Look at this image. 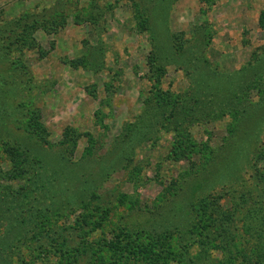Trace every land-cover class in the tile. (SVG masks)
<instances>
[{"label":"rangeland","instance_id":"1","mask_svg":"<svg viewBox=\"0 0 264 264\" xmlns=\"http://www.w3.org/2000/svg\"><path fill=\"white\" fill-rule=\"evenodd\" d=\"M45 20L60 25L21 51L16 34ZM0 69L15 72L0 75V209L23 222L18 237L0 222V264L93 263L126 230L189 264L212 245L192 233L201 204L213 219L241 190L256 233L239 214L223 243L236 235L240 253L221 255L264 264V0H0ZM217 162L214 181L192 173Z\"/></svg>","mask_w":264,"mask_h":264},{"label":"trees","instance_id":"2","mask_svg":"<svg viewBox=\"0 0 264 264\" xmlns=\"http://www.w3.org/2000/svg\"><path fill=\"white\" fill-rule=\"evenodd\" d=\"M57 25L59 26L60 24H58L57 21L55 20L53 21L45 20L41 22L32 21L29 23H25L24 26L21 28L20 33L16 34L18 47L21 48V51L24 49V47H29V48L35 47L36 44H35L34 33L40 29L46 32L57 29L58 28ZM73 66L76 67L77 64L73 63ZM18 69H24L25 71L28 70L26 64L23 63V61L19 64ZM8 72H10L12 75H14L15 73L12 70ZM6 73H7L6 70L0 69V75L5 74L8 78L7 81L10 82L12 80L11 78L12 75L9 74L10 76L9 77ZM30 80L31 78H29L27 81ZM27 125L28 126L26 128L29 130H26V132H29L30 134L35 133V131L31 129H35L36 131L39 132L42 131V126L36 120L30 121ZM176 144L177 145H175L174 147L175 152L173 151L174 153H176L175 148L182 146L183 141H181L180 146H178L177 142ZM222 154L223 153L214 155L215 159L217 161L222 160L223 159L221 156ZM258 154L259 156L257 155L256 157L257 161L261 160V158L264 156V152L261 153L259 152ZM176 156L183 157V153L179 155L176 153ZM220 163L221 162H217L216 168L214 164H210L208 166H204L203 169L200 168L199 170L198 169L194 170L192 173L196 175L200 174L203 176H208L209 178H211L212 176H214V172H217V170L221 168ZM23 170L27 171L25 169ZM190 175L191 173L187 174V176ZM216 178L217 177H212V181H214ZM188 185H189V181L187 178H185V180H182L180 181V183H178L175 193H173L172 195L175 197L174 199L168 198L166 200H162V202H165L166 205L165 206L166 211L164 213L169 211L168 214H170L180 206V204L182 203V198L180 196L182 195L183 192L187 190V188L189 187ZM262 193L264 194V191H262ZM227 196H229L228 192L217 196V201L219 202H217V204L214 205V209H216L218 213L214 216L215 218L213 219H211L212 217L211 212H213V204L206 202L204 204L203 203L204 201L200 200V202L203 201L202 202L203 204H201L200 206L202 208V211L208 210V212L204 213L205 219L204 220L201 219L199 221L198 226L192 229V233L195 232L198 234L196 236V243L199 244V239L203 237L204 240L212 239V245L209 246L208 244H205L206 249L199 248V250H196L195 253H193V251H190L191 253L190 252L188 253L189 264H205L202 263L201 260L208 261L209 258L211 259L213 257H215V262H216L215 264H227L221 253L223 254V252H225L228 249L229 251L231 249V256L235 254L234 250L237 253H240L237 244L238 237L235 234L234 235L236 238H231V240L228 243H223V238L228 236L230 233H233L232 229L236 223L235 217H237L239 214H242L243 216L242 219L246 223L247 230L245 228V231L246 232L252 231L256 233V231L253 228H251V224L254 223L252 218L256 215V213L254 214V212L250 208L244 209L245 207H242L243 205H246L248 203L251 204L252 200H254L253 192L251 190H243V191L241 190V192H239V196L233 199L234 203L231 206V208L223 209L222 206L220 205V201H222ZM179 197H180L179 200L176 199ZM191 207L193 208V204ZM8 211L9 213L5 212L3 209H0V222L4 220L6 221V216H7L8 220L10 221L9 224H12L11 225L12 234L15 237H18L20 231L22 230L23 222L21 223V225H17L18 222L14 221L15 216L17 215V211L13 207L10 208ZM197 211L198 209L195 210V212ZM22 212L28 213L27 210L24 208H22ZM164 213H162L161 211L159 213H156L157 218L159 219L164 218L163 217ZM163 221H165V219ZM7 226L4 227L5 230ZM263 233L264 232H262L258 237L259 238L263 237ZM2 235L3 234L0 231V239L4 238V235L3 237ZM24 242L25 240L23 241L15 238L13 243L11 244V247L12 248L17 247L16 243L20 244ZM3 243L4 240H0V246ZM173 253H175L174 247L168 241H166L165 237L162 238L160 235H157L156 240H150L147 243H143L139 241L137 238H132L129 232L126 230V232H122L120 235L119 234L114 235L109 242H106V245L101 246L98 249L97 253H95V259L93 260V263L90 262L89 264H174V263L180 264V261L176 260L175 257H173ZM215 253L217 254V256L220 254L221 257H216ZM253 253H254V249L252 250L251 255ZM230 261L232 262L233 259ZM210 264H214V263H210Z\"/></svg>","mask_w":264,"mask_h":264}]
</instances>
